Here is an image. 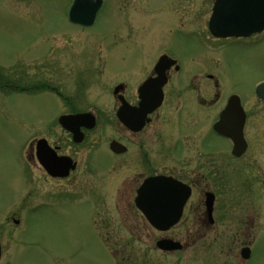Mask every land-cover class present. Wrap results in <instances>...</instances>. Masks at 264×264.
Listing matches in <instances>:
<instances>
[{
  "label": "rangeland",
  "instance_id": "rangeland-1",
  "mask_svg": "<svg viewBox=\"0 0 264 264\" xmlns=\"http://www.w3.org/2000/svg\"><path fill=\"white\" fill-rule=\"evenodd\" d=\"M71 2L0 0V264H136L141 259H148V264H215L219 243L231 241L230 217L222 215L220 228L213 224L205 235H176L188 245L182 252L167 253L154 240L150 244V235H165L150 234L145 219L139 218L145 231L125 234L123 226L132 221L118 218L108 202L103 208L105 220L95 219L96 226L112 231L106 234V245L94 229L88 204L68 194L43 191L41 171L29 162L27 150L30 141L44 135L66 112L68 104L57 91L70 96L79 85L72 103L79 105L85 95L87 107L101 103L110 114L116 106L114 82L123 76L136 86L163 52L179 57L185 67L203 66L206 74L218 80L222 96L233 92L242 96L253 110L249 133L261 143L264 102L258 100L255 89L264 79V32L213 41L206 30L213 0H105L89 27L70 23ZM43 82L55 90L36 87ZM204 82L214 81L206 77ZM20 86L33 88L21 90ZM209 87L213 93L214 87ZM223 102L222 98L206 108L204 134L210 147L227 145L209 131ZM115 122L99 121L92 140H97L99 132L114 133ZM259 125L262 134L255 132ZM59 136L66 138L64 133ZM99 145L104 144H94ZM104 157L109 160L111 155ZM54 183L46 188L54 191ZM237 217L240 222V213ZM254 221L253 234L242 236L243 242L252 245L246 264H264V212ZM120 244H129L124 258Z\"/></svg>",
  "mask_w": 264,
  "mask_h": 264
},
{
  "label": "flooded vegetation",
  "instance_id": "flooded-vegetation-1",
  "mask_svg": "<svg viewBox=\"0 0 264 264\" xmlns=\"http://www.w3.org/2000/svg\"><path fill=\"white\" fill-rule=\"evenodd\" d=\"M207 31L213 41L221 39ZM164 54L176 61L165 70L166 83L163 86L161 105L145 115L141 107L143 92L139 89L145 79L157 76L155 66ZM192 64L185 67L177 56L165 52L158 54L149 65L142 81L136 86L123 76L114 82L113 89L117 85H121V89L116 95L112 91L116 106L110 114H107V108L101 103L92 102L93 108L87 107V104H84V95L78 108L73 109L67 105L65 113L91 111L95 117V126L89 128L81 125L83 139L77 142L74 133L57 121L39 137L47 141L39 152L38 138L30 141L28 160L34 169H37V164L42 172L38 171L40 180H43L41 183H44L42 188L45 193L68 194L70 198L91 207L94 229L106 245L109 240L106 234L112 231L106 226H96L95 219L100 218L102 222L105 220L103 208L108 202L113 204L112 213L115 212L118 218L132 221L128 226H123L125 234L138 235L145 231L144 226L139 223V218L145 219L150 234L152 231L161 232L165 236L160 238L181 242L182 248L175 250L177 252H182L188 242L182 241L176 235H205L213 224L217 223L220 228V219L224 215L231 219L228 230L232 237L230 242L219 243L215 264H246L250 257L244 259L241 249L249 243L243 242L242 236L253 234L254 219L258 220L264 212V135L259 143V140L255 141L254 133H249L253 110L241 96L245 112L243 131L246 147L240 154H236L233 141L217 134L212 128L229 98L235 93L224 92L222 96L218 80L212 74H206L203 66ZM194 65L198 66L192 68ZM206 77L214 82L206 84ZM81 85L85 86V83L82 82ZM211 85L214 87L213 93L212 87L207 88ZM77 88L71 91L69 97L72 99L77 97ZM207 90L211 91L208 93L209 97H206ZM121 96L126 104H123ZM222 98L224 102L217 107L209 131L226 140L227 145L210 147L207 146L208 137L204 134L207 117L205 112L206 108L220 103ZM258 100L264 102V99ZM122 105H129L134 109L125 111ZM119 108L120 117L117 116ZM99 121L103 124L116 121L117 127L113 128L114 133L106 135L99 132L97 140H92L93 129ZM125 121L137 129L128 126ZM255 132L263 133L260 125ZM59 133H64L66 138L62 139ZM113 140L119 143L118 151L111 148ZM86 143L90 145L83 146ZM97 143L104 145L94 146ZM104 154H110L111 158L105 160ZM52 182H55L54 191L46 188ZM207 193H212L214 198L211 213L206 205ZM170 194L176 196L177 205L169 203ZM183 200L179 219L165 230L148 221V215L143 209L151 210L153 217H164L170 215L167 210L170 205L177 207ZM98 205L102 208L95 212L93 206ZM239 213L240 219H244L240 222L237 217ZM155 234L150 235L149 241L153 244L154 240L157 246L159 238ZM239 239L241 245L238 244ZM119 247L124 258V251L130 249L129 244H120ZM147 262L148 259H141L136 264H148Z\"/></svg>",
  "mask_w": 264,
  "mask_h": 264
},
{
  "label": "water",
  "instance_id": "water-1",
  "mask_svg": "<svg viewBox=\"0 0 264 264\" xmlns=\"http://www.w3.org/2000/svg\"><path fill=\"white\" fill-rule=\"evenodd\" d=\"M103 4V0H74L69 9V19L77 24L90 26L94 23L97 13ZM210 31L218 37L228 36H250L254 32L264 30V0H215L213 12L209 20ZM167 56H162L161 60L167 59ZM163 71H161V76ZM161 76L155 79H149L145 82L142 93V109L143 114L153 111L158 107L163 99L162 87L165 83L160 80ZM119 86L115 88V93L118 92ZM259 97L264 98V82L259 84L256 88ZM149 95H147V93ZM123 109L128 110L129 107L124 105ZM120 115V111H118ZM59 122L68 130L74 133V139L77 142L82 141L83 133L80 131V126L85 125L89 128L94 127L95 117L92 113H77V114H63L59 118ZM245 123V112L240 104L237 96H232L221 114L220 121H218L214 128L217 132L232 138L234 141V151L240 154L246 147V142L243 134V127ZM128 126L134 128L130 122L126 123ZM142 125V122L140 123ZM140 127V126H139ZM45 139L38 140V152L45 143ZM119 144L112 142V147L117 149ZM39 154V153H38ZM149 182V181H148ZM174 186L176 183H172ZM150 185V183L148 184ZM189 192L185 195V199ZM174 194H170L169 203L178 204ZM213 195L208 194L206 203L208 211L211 213L213 209ZM184 200L179 203L177 207L169 206L168 211L170 215L164 217L151 216V210L144 211L148 215L151 223L160 229H168L179 219L182 211ZM159 248L163 250L180 249L181 243L173 239L162 238L158 241ZM244 258L250 255L248 247L242 249ZM0 259H1V244H0Z\"/></svg>",
  "mask_w": 264,
  "mask_h": 264
},
{
  "label": "trees",
  "instance_id": "trees-1",
  "mask_svg": "<svg viewBox=\"0 0 264 264\" xmlns=\"http://www.w3.org/2000/svg\"><path fill=\"white\" fill-rule=\"evenodd\" d=\"M1 74L2 73H0V75ZM0 85H3V82H0ZM43 85H44V87H47L48 88V84L47 83H44ZM10 88L11 89H18L19 88V85L18 84H11ZM20 88H21V90H24L25 89L24 87H21V86H20Z\"/></svg>",
  "mask_w": 264,
  "mask_h": 264
}]
</instances>
